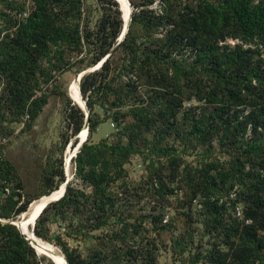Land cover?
<instances>
[{"label": "rangeland", "instance_id": "1", "mask_svg": "<svg viewBox=\"0 0 264 264\" xmlns=\"http://www.w3.org/2000/svg\"><path fill=\"white\" fill-rule=\"evenodd\" d=\"M70 1L53 0V12L58 16L59 24L71 29L74 35V28H77L79 35L90 33L94 36L104 7L107 8V1L79 0L76 4ZM202 1L154 0L146 5L153 8L154 12L146 14L144 18L154 23L149 27L139 26L137 46L141 58L152 48L158 51L157 62L151 64L147 71L137 70L135 74L134 69L129 73L134 80L129 85L131 91H123V88H117L116 91L121 103L116 104L114 93L109 91L101 98L104 108L99 104L94 105L101 121L89 138V142L93 143L102 139L113 143L125 122H131L133 129L123 136L122 142H126L130 134L136 143V151L123 161L124 171L102 195L105 203L103 209H97L96 201L87 199L76 207L73 205L68 208L66 216L49 220L45 224V236L34 232L38 238L53 245L62 258L63 250H68L82 257L99 251L106 256L105 262L108 264H264V260L254 254H248L243 259L248 248L244 243L248 238L246 233L242 232L240 238H228L221 229L206 226L199 194L190 199L193 192L188 186L196 185L198 178H201L199 168L202 165L204 143H196L193 135L188 133L186 109L202 104L195 98L179 103L183 95L184 78L176 74L172 64L181 66L193 62L195 51L191 45L183 42L173 48L175 41L171 44L170 40H174L172 37L177 35L176 38L185 42L187 39L184 34L200 32L193 29L189 18L198 17ZM10 3L12 5L0 1V40L27 47L29 44L23 36L22 26L26 16L34 9V3L32 0H11ZM179 18H184V21H177ZM236 39L231 36L219 39L218 54L229 51L235 44L231 40ZM77 51L71 45L58 42L48 44L44 52L29 48L35 61L27 69L24 67L26 70H0V162L3 159L10 161L18 171L21 183V187H18L15 180H10L2 185L3 180L0 179V213L6 206L7 195L13 191L20 193L17 204L25 198L30 199L25 215L21 218L22 212L15 218L0 215V220H27L26 213L31 202L48 194L43 193L47 188L45 178L49 176L51 184L57 182L59 162L69 183L85 192L91 191L76 169L77 153L74 154L73 150L78 138L75 141L76 134H73L72 123L67 117L71 106L66 98L70 95L74 100L69 90L79 72L74 60L85 53L89 54V57H84L81 69L94 66L99 60L88 62L91 53L86 52L85 46ZM126 52V49L112 51L106 80L118 74L116 68H123L121 64ZM64 62L72 64L60 71L58 67ZM25 77H30L32 82L34 78L37 79L36 94H46V102L29 125L27 113L19 114L14 101L21 80ZM73 100L72 103L78 104ZM116 109L123 111V121L113 119L112 112ZM215 154H219L216 147ZM173 157L176 158V165L173 164L172 168L170 160ZM186 176L190 179L188 185ZM18 196L15 193L13 198ZM229 197L233 198L234 194L231 193ZM242 208L241 203L231 205L224 216L231 213L240 219ZM236 209H239V215ZM165 223L168 227L164 228L162 224ZM32 224L33 220L29 222L33 230L35 223ZM177 239L187 242L184 250L175 244ZM35 249L39 264H53ZM117 252L119 258L115 259ZM150 255L154 258L150 259Z\"/></svg>", "mask_w": 264, "mask_h": 264}, {"label": "trees", "instance_id": "2", "mask_svg": "<svg viewBox=\"0 0 264 264\" xmlns=\"http://www.w3.org/2000/svg\"><path fill=\"white\" fill-rule=\"evenodd\" d=\"M0 1L12 5L11 0ZM32 1L34 9L26 16L22 26L23 36L29 45L25 47L0 40V70L19 71L26 68L35 61L29 48L44 52L48 44L57 42L71 45L77 52L85 46L86 52L91 53L88 62H96L114 46L124 25V13L119 9V2L106 0L107 8L104 7V14L95 35H79L77 28H74V35L70 32L71 29L59 24L58 16L53 12V0ZM153 1L129 0L131 10L126 0L131 19L124 38L115 48L116 51L127 50L121 64L123 68L120 66L115 70L118 74L106 80L111 67V53L98 69L86 72L80 78V89L89 109V124L87 138L75 156V165L79 177L84 184L91 187V191L85 192L71 182L68 183L63 194L50 201L36 217L33 230L39 236H45V224L49 220L66 216L67 209L73 205L76 207L81 201L92 199L96 201L97 209H103L105 203L102 195L109 184L116 181L124 171L123 161L136 151V143L130 134L128 140L122 142L123 136L127 132L131 133L133 129L131 122H125L113 143H108L106 139L93 143L89 142V138L101 121L94 105L99 104L104 108L101 98L109 91L115 95L114 102L121 103L116 91L117 88L131 91L129 85L134 80L129 73L134 69L135 74L137 70L147 71L151 64L157 62L158 51L152 48L153 50L141 58L142 54L137 46L139 26L149 27L154 23L144 18L146 14L154 12L153 8L146 6ZM70 2L76 4L79 0ZM201 6L198 17L189 18L193 29L200 32L184 34L187 39L185 42L176 38L177 35L172 37L174 40H170L171 44L175 41L173 48L183 42L191 45L195 51L193 62L181 66L172 64L176 74L179 73L184 78V90L179 103L195 98L202 104L200 107L189 106L186 109L188 133L193 135L196 143H204L203 160L199 168L201 178H198L196 185L188 186L193 192L190 199L199 194L206 226L221 229L228 238H240L242 232L248 235L244 243L249 248V253L246 248L243 259L248 254H254L264 260V0H203ZM177 21L183 22L184 18ZM226 36L236 37L239 42L229 51L218 54L217 42ZM84 57H89V54L85 53L74 60L77 71L82 70ZM71 64L64 62L58 69L61 71ZM116 76H119L118 80H115ZM36 86V78L32 82L30 77H25L21 80V86L14 98L17 112L27 113L28 125L38 116L46 102V94L35 93ZM66 99L71 106L67 117L72 123L73 134H77L83 126L85 114L77 103H72V98ZM122 115L123 111L120 109L112 112L116 121H123ZM215 147L219 149L218 155L215 154ZM175 161V157L170 160L172 168L173 164L176 165ZM56 174L58 178L55 184L49 183V176L45 178L47 188L43 193L57 189L59 183L65 179L61 162ZM185 178L188 185L190 179L188 176ZM0 179L3 180L2 185L15 180L18 187H21L18 171L8 160L3 159L0 162ZM164 191L167 192V189ZM15 193L19 195L16 199L13 198ZM231 193L234 194L233 198L229 197ZM108 195L110 199V194ZM19 200V192L8 194L6 206L0 215L4 218H15L25 211L30 199L25 198L17 204ZM236 203L243 206L242 217L238 219L231 213L225 217L231 205ZM162 227H168V224H162ZM175 244L180 250H184L187 242L177 239ZM34 249L14 224L0 222V264H39ZM237 251L238 249L235 250L236 254ZM63 254V264H108L105 262L106 256L99 251L90 252L85 257L68 250H63ZM116 257L115 259L119 258L118 252ZM149 257L154 258L151 255Z\"/></svg>", "mask_w": 264, "mask_h": 264}, {"label": "bare ground", "instance_id": "3", "mask_svg": "<svg viewBox=\"0 0 264 264\" xmlns=\"http://www.w3.org/2000/svg\"><path fill=\"white\" fill-rule=\"evenodd\" d=\"M120 4V9L124 13V24L129 21V15L127 13V6L125 0H117ZM69 90L71 92V96L74 98L75 101L78 102L79 106H83V100L80 96L79 89H78V80L77 77L71 82L69 86ZM78 138L83 139L85 136L87 137L88 131L86 132L85 126L80 129L78 132ZM68 154V153H67ZM68 160V159H67ZM63 188V184L60 186L59 189H56L53 194L60 192ZM46 201V195L36 199L35 201L31 202L30 207L27 211V220H16L20 224V228L24 235L27 236L28 240H30L31 244L36 248V250L47 257H49L54 264H63V258L60 256L59 251L50 243L41 240L37 237L36 234L33 233L32 229L29 227V222L33 220L36 213L40 210V208L44 205ZM36 235V236H35Z\"/></svg>", "mask_w": 264, "mask_h": 264}, {"label": "water", "instance_id": "4", "mask_svg": "<svg viewBox=\"0 0 264 264\" xmlns=\"http://www.w3.org/2000/svg\"><path fill=\"white\" fill-rule=\"evenodd\" d=\"M117 1V0H116ZM118 2V1H117ZM128 4L130 5V7H131V10H132V5L130 4V2H129V0H128ZM120 9V8H119ZM130 14H131V12H130ZM121 17H122V15H121ZM130 19H131V15H130ZM130 19H129V21L126 23V24H124L123 26H122V29H121V32H120V34H119V36H118V40H117V43H116V45H118L120 42H121V40L124 38V36H125V33H126V31H127V29H128V25H129V22H130ZM115 45V46H116ZM115 46L114 47H112L97 63H95V65L94 66H91V67H86V68H83L82 70H80L78 73H77V80H78V89H79V93H80V96H81V98H82V100H83V106H79L83 111H84V114H85V120H84V123H83V126H82V128L85 126V129H86V132L88 131V124H89V109H88V107H87V104H86V99L83 97V95H82V92H81V89H80V78L86 73V72H89V71H92V70H95V69H97L98 67H100V65L103 63V61L112 53V51L115 49ZM69 97H70V95H69ZM71 98V97H70ZM82 128H81V130H82ZM78 134V133H77ZM75 135V138H78V135ZM86 136L83 138V139H79L78 138V141L76 142V145H75V147H74V150H73V153L75 154V153H77L78 151H79V149H80V146L82 145V143L86 140ZM76 155V154H75ZM69 183V178L67 177L64 181H63V188H62V190L60 191V192H58V193H56V194H53V192L55 191V190H52L51 192H49L48 194H46V201L44 202V205L40 208V210L36 213V215L34 216V218H33V224L35 223V219H36V217L40 214V212L43 210V208L50 202V201H53V200H55V199H57V198H59L62 194H63V192L65 191V189H66V186H67V184ZM27 210V209H26ZM26 210L25 211H23L22 213H21V216H20V218L23 216V215H25V212H26ZM16 220H18V219H6V220H0L1 222H6V223H11V224H14L16 227H17V229L19 230V232H20V234H21V236L22 237H24L28 242H29V244L34 248V246L31 244V242H30V240H28V238H27V236L26 235H24V233L22 232V230H21V228H20V224L18 223V221H16ZM32 224V225H33ZM33 231V230H32ZM33 233H34V231H33ZM35 234V233H34ZM36 250V249H35ZM62 255H63V259H64V262H65V257H64V254L62 253Z\"/></svg>", "mask_w": 264, "mask_h": 264}, {"label": "built area", "instance_id": "5", "mask_svg": "<svg viewBox=\"0 0 264 264\" xmlns=\"http://www.w3.org/2000/svg\"><path fill=\"white\" fill-rule=\"evenodd\" d=\"M235 41H236V42H238V39H236V40H234V41H232V40H231V42H232V43H236ZM236 214H237V215H239V214H240V211H239V209H236Z\"/></svg>", "mask_w": 264, "mask_h": 264}]
</instances>
